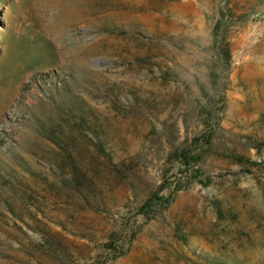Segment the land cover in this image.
I'll return each mask as SVG.
<instances>
[{"label":"rangeland","instance_id":"rangeland-1","mask_svg":"<svg viewBox=\"0 0 264 264\" xmlns=\"http://www.w3.org/2000/svg\"><path fill=\"white\" fill-rule=\"evenodd\" d=\"M0 264H264V0H0Z\"/></svg>","mask_w":264,"mask_h":264},{"label":"trees","instance_id":"trees-1","mask_svg":"<svg viewBox=\"0 0 264 264\" xmlns=\"http://www.w3.org/2000/svg\"><path fill=\"white\" fill-rule=\"evenodd\" d=\"M72 125H70V130L72 131ZM72 133V132H70ZM74 132L72 134H63L65 135L67 138L61 137L58 138L57 137H52L50 136V138H52V140H54L55 143L58 144V146L60 147V149L62 150L61 154H62V158L64 161H66V163L69 165L70 167V171H71V177H69L67 179V181H71V183L75 184L76 186H79V184H81L82 182L80 181L79 177H81V170L80 167L82 166V160L79 159V156L81 154V147L78 146V148L75 146V144H71V146H68L67 144V140L72 139ZM63 139H66L63 142H66V144H60L58 141H61ZM71 142V141H70ZM177 161L176 163H178V166L181 168V171L183 172H187L189 167L191 165H193L194 162H196L197 157L196 154H191L190 152H186L185 150H181L179 151V153L177 154ZM78 160H80L79 162H77ZM84 162V161H83ZM192 171L191 174L193 176V178H196L199 180V182L205 183L207 180V176H205V174L199 170L198 167H192ZM66 179L64 181H66ZM66 181V182H67ZM78 184V185H77ZM168 203L169 199L167 198H163V196L161 195H154L153 197L149 198L146 202L143 203L142 208L145 207V209H150L151 206H157L159 203ZM117 253H115L116 255Z\"/></svg>","mask_w":264,"mask_h":264}]
</instances>
